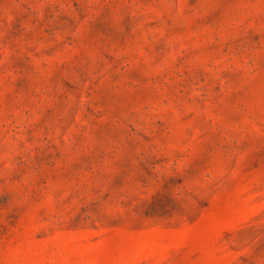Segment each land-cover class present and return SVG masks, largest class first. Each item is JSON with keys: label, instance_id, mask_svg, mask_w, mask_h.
Here are the masks:
<instances>
[{"label": "rangeland", "instance_id": "obj_1", "mask_svg": "<svg viewBox=\"0 0 264 264\" xmlns=\"http://www.w3.org/2000/svg\"><path fill=\"white\" fill-rule=\"evenodd\" d=\"M0 264H264V0H0Z\"/></svg>", "mask_w": 264, "mask_h": 264}]
</instances>
